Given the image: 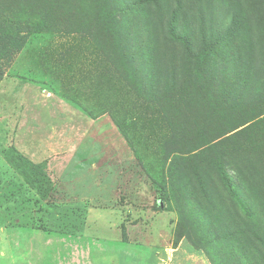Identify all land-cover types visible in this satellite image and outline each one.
<instances>
[{
    "label": "rangeland",
    "instance_id": "rangeland-1",
    "mask_svg": "<svg viewBox=\"0 0 264 264\" xmlns=\"http://www.w3.org/2000/svg\"><path fill=\"white\" fill-rule=\"evenodd\" d=\"M53 3L14 0L19 21L53 6V27L21 30L0 51V264H211L205 249L217 245L189 218L174 244L179 218L161 190L173 146L161 109L135 92L93 30L90 0ZM229 123L237 122L215 126L213 142L198 141V153L227 155L258 194L264 124L222 136ZM205 169L214 198L232 212L211 159Z\"/></svg>",
    "mask_w": 264,
    "mask_h": 264
},
{
    "label": "trees",
    "instance_id": "trees-1",
    "mask_svg": "<svg viewBox=\"0 0 264 264\" xmlns=\"http://www.w3.org/2000/svg\"><path fill=\"white\" fill-rule=\"evenodd\" d=\"M63 1L72 3L53 4ZM90 2L96 13L93 30L103 36L105 48L115 50L135 92L161 109L169 129L173 151L161 190L179 218L174 244L189 218L192 228L203 230L202 241L217 245L205 249L211 264H264V188L254 194L251 181L225 164L227 155L200 154L197 144L213 142L215 126L225 127L223 120L237 123H229L222 136L251 122L264 124V0ZM12 3L0 0V51L6 53L21 30L30 33L54 23L53 6L39 18L19 21ZM246 116L250 119L242 121ZM208 159L236 206L232 212L214 198L205 175Z\"/></svg>",
    "mask_w": 264,
    "mask_h": 264
}]
</instances>
